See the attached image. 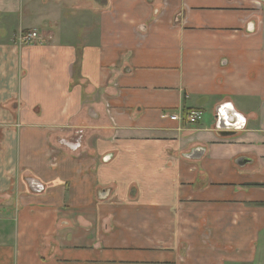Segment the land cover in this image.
<instances>
[{
  "label": "crops",
  "instance_id": "obj_1",
  "mask_svg": "<svg viewBox=\"0 0 264 264\" xmlns=\"http://www.w3.org/2000/svg\"><path fill=\"white\" fill-rule=\"evenodd\" d=\"M0 264H264V1L0 0Z\"/></svg>",
  "mask_w": 264,
  "mask_h": 264
},
{
  "label": "built area",
  "instance_id": "obj_2",
  "mask_svg": "<svg viewBox=\"0 0 264 264\" xmlns=\"http://www.w3.org/2000/svg\"><path fill=\"white\" fill-rule=\"evenodd\" d=\"M37 38L38 35L36 31L21 33L20 36L18 37V42L20 45L23 46H31L35 43ZM160 117L162 119H169L171 121H179V116L175 113L162 112ZM201 118H202V113L200 112H190L184 115V119L189 124H195L199 122Z\"/></svg>",
  "mask_w": 264,
  "mask_h": 264
},
{
  "label": "water",
  "instance_id": "obj_3",
  "mask_svg": "<svg viewBox=\"0 0 264 264\" xmlns=\"http://www.w3.org/2000/svg\"><path fill=\"white\" fill-rule=\"evenodd\" d=\"M262 1H264V0H262ZM219 112H221L220 108L218 109L217 113L219 114ZM219 128H220V130H226L223 117H220V126H219ZM218 133H219L218 135H221V136L232 135L231 132H226V131H220ZM249 161H250L249 159L240 158L238 160V164L243 165V164H246ZM34 184H36V186H34L33 188L35 190H40V186L37 183H34Z\"/></svg>",
  "mask_w": 264,
  "mask_h": 264
}]
</instances>
